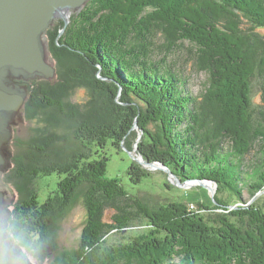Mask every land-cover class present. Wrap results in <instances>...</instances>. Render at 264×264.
Returning a JSON list of instances; mask_svg holds the SVG:
<instances>
[{"label": "trees", "instance_id": "1", "mask_svg": "<svg viewBox=\"0 0 264 264\" xmlns=\"http://www.w3.org/2000/svg\"><path fill=\"white\" fill-rule=\"evenodd\" d=\"M55 29L45 34L50 54L58 63L72 60L59 66L64 84L69 79L86 87L90 110L85 118L68 111L62 97L68 89L61 84H33V91L47 94L30 95L26 110L45 104L57 116L76 118L81 150L44 171L18 167L20 176L56 173L60 179L43 204L31 192L15 207L9 230L19 245L28 249L34 238L42 242L47 219L86 184L80 243L53 264H264V202L248 204L242 197L244 190L252 198L264 193V0H91L58 40ZM184 49L190 71L205 76L198 92L186 67L172 59ZM135 121L143 133L137 145L143 159L161 163L181 182L215 183L211 205L193 210L173 201L152 208L107 175V150L126 153L122 141ZM134 137L131 132V143L123 142L128 151ZM257 143L260 157L249 165ZM129 161L128 181L140 186L151 174ZM108 204L120 213L111 224L102 218ZM135 220L147 223L144 232L110 239Z\"/></svg>", "mask_w": 264, "mask_h": 264}, {"label": "rangeland", "instance_id": "2", "mask_svg": "<svg viewBox=\"0 0 264 264\" xmlns=\"http://www.w3.org/2000/svg\"><path fill=\"white\" fill-rule=\"evenodd\" d=\"M90 1L91 0L80 9L70 11L66 25L61 19L53 20L50 27H48L42 35L41 39L45 50V60L51 67H53L55 71L54 77L50 79L41 77L27 80L23 78L14 79L15 84L24 89L26 97L24 104L19 111L14 114V118L8 126L11 138L9 142L2 146L0 151L1 157L4 160V163L0 165V238L10 247L14 255L19 256L24 260V264H53V262L56 259H59L62 255L74 251L80 243L82 231L87 222L85 196L88 187L86 184H83L73 194L71 201L64 210L56 212V214L47 219V235L41 240L42 242H40L38 238H34L30 242L28 249L21 247L19 241L13 237L9 230L10 222L14 218L13 211L16 206L28 199L31 192L36 193L39 203L43 204L48 198L53 196V193L57 188V182L60 180L56 173L38 176H28L25 174L20 176L18 173V167L25 168L27 172L31 171L32 168H40L41 170L49 169L54 167L53 164L55 163H60L61 165L67 162L75 151L81 150L80 144H78L74 138L76 129L79 126L76 118H65L63 115L57 116L56 110L51 107L47 108L44 106L45 104L43 106L28 107L27 111L26 104L29 96L33 93H36L35 95L38 97L43 94V92L47 94V92L42 89L33 91V84L36 82H39L44 87H47L48 84L51 86H59L61 84L68 89L66 93L62 94L63 102L67 104V110L78 111V113L81 112V115L83 116L82 118L87 117V114H89L88 109L90 110V107L86 105V102L90 99L89 90L84 86L78 85L76 82L68 84L67 82L69 79H66L67 82L64 84V71L60 70L59 66L64 68L68 63L63 62L70 61L72 63V60L62 58L61 63H58L52 54H50L48 40L45 34L47 31H54V26H57L55 32L59 30L57 31L58 40V38L64 35L65 29L72 20V16L85 8ZM59 20L63 22V27L61 29H58L59 23H56ZM58 51L61 53L60 50ZM188 57L189 56L184 49L182 52L180 51L179 53H176L172 59L178 64V66L186 67L187 70L185 72L191 77L190 81L193 85L192 90L198 92L202 88L205 76L203 74L197 75L190 71L192 69V64L191 61L187 60ZM99 78L101 81L105 82V79L101 77ZM118 94L119 96L116 97L117 101L121 96L120 91ZM252 103L256 109L262 105L260 93L259 91H256L255 87L252 94ZM57 121L58 123L55 125ZM136 123L137 121H135L130 131L127 132L126 137H124L122 141V149L126 151L130 159L140 164L144 169H147L151 176H149L140 186L132 185L128 181V176L126 174L130 163L129 158L126 153L120 152L114 148H109V151L107 150L110 158L107 167V175L112 178H119L122 182L121 184L130 195L137 196L152 208H158L162 204L173 201L186 203L189 208L193 210H199L200 208L198 204L200 203L211 205L214 196L217 193V185L215 183L211 181L204 182L207 180H201L206 186L199 185L198 181H194V184L190 187L183 186L185 181L181 182L174 173L161 163H151L143 159L137 149V145L142 139L143 133L139 129L138 123L137 126H135ZM131 132L135 134V137L131 144L132 150L128 151L126 148L127 145L123 142L126 140L130 141L129 137ZM53 135H57L58 138ZM129 143H131V141ZM37 145L42 146V152H38L33 148ZM260 153L261 144L257 143L254 145L251 154L247 157V163L251 165L256 162L260 157ZM150 164L152 166H150ZM174 177L179 179V184L181 185L174 181ZM242 197L248 204L256 200H259L260 203L261 201L264 202V193L257 194L252 198L248 191L244 190ZM122 203L123 206H125L124 203L126 202ZM239 204H237V206ZM103 212L104 214L102 218L108 224L112 223V219L115 215L120 214L118 211L113 210L109 204L105 207ZM130 212L133 214L132 211ZM139 221H133L132 223L134 226L131 227L132 229H124L121 234H117V231L111 232V235L109 234L110 239L113 242H119L123 239L122 236L128 237L133 233L135 234V232H144L147 223ZM176 262L177 260H175L173 264Z\"/></svg>", "mask_w": 264, "mask_h": 264}, {"label": "water", "instance_id": "3", "mask_svg": "<svg viewBox=\"0 0 264 264\" xmlns=\"http://www.w3.org/2000/svg\"><path fill=\"white\" fill-rule=\"evenodd\" d=\"M88 1L0 0V151L11 138L8 126L26 97L24 89L15 84L14 79L54 77L53 67L45 60L42 35L55 19H61L66 25L70 11L80 9ZM3 163L0 153V165ZM173 179L180 183L176 177ZM194 181L206 186L201 180H188L183 186L190 187ZM0 264H24L1 238Z\"/></svg>", "mask_w": 264, "mask_h": 264}]
</instances>
